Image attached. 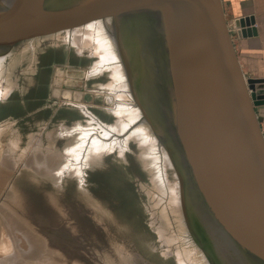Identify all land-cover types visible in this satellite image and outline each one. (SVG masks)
Returning a JSON list of instances; mask_svg holds the SVG:
<instances>
[{
  "label": "rangeland",
  "instance_id": "rangeland-1",
  "mask_svg": "<svg viewBox=\"0 0 264 264\" xmlns=\"http://www.w3.org/2000/svg\"><path fill=\"white\" fill-rule=\"evenodd\" d=\"M91 2L99 5L95 12L87 7L64 28L25 25L1 41L9 52L0 63L8 91L0 100V264H206L203 234L217 263L258 264L222 230L216 241L209 236L199 208L189 216L169 150L148 137L149 128L113 111L114 104L128 103L118 89L129 85L126 72L121 81L111 70L112 62L124 70L115 39L128 52L129 73L139 70L133 47L119 38H126L124 25L113 26L108 4ZM130 104L143 115L136 101ZM91 117L117 127L112 139L122 146L89 163L80 182L73 171L60 172L67 164L61 154L78 141L60 131Z\"/></svg>",
  "mask_w": 264,
  "mask_h": 264
},
{
  "label": "water",
  "instance_id": "water-1",
  "mask_svg": "<svg viewBox=\"0 0 264 264\" xmlns=\"http://www.w3.org/2000/svg\"><path fill=\"white\" fill-rule=\"evenodd\" d=\"M6 1L0 3V43L36 15L82 0ZM99 1L110 6L113 26L124 25L133 47L148 97L147 104L135 99L137 106L164 136L190 195L201 191L210 220L203 230L213 237L222 230L230 245L264 264V134L255 112L264 104V86L243 76L232 43L234 34L255 32L252 19H236L230 29L221 0ZM115 44L134 90L128 52Z\"/></svg>",
  "mask_w": 264,
  "mask_h": 264
},
{
  "label": "bare ground",
  "instance_id": "bare-ground-1",
  "mask_svg": "<svg viewBox=\"0 0 264 264\" xmlns=\"http://www.w3.org/2000/svg\"><path fill=\"white\" fill-rule=\"evenodd\" d=\"M92 0H90V3L87 2V0H82V1H78V2H75V3H72L66 7H63L61 9H58L56 11H52V12H49V13H42V14H38L36 15L35 17H33L32 19H30L29 21L25 22L24 24L18 26V27H15V28H21L25 25H31V24H34V25H37V28H38V31H40L39 27L41 28L42 27H45V26H50V25H53L55 24L57 27L59 28H64L68 23H70V21H72L73 19H75V17L79 16V17H82L83 15L86 14L87 12V7L88 9L93 8V12H95V8L96 7H99L98 4H93L91 2ZM98 1L99 4H104V2L102 1H99V0H95V2ZM97 2V3H98ZM104 6H106V4H104ZM108 7V6H106ZM86 8V9H85ZM110 9V7H108ZM103 9V8H102ZM99 10V9H98ZM91 11V10H90ZM88 11V12H90ZM111 11V10H110ZM98 13V12H97ZM77 17V18H79ZM11 30L13 29H7V31L10 33ZM37 31V30H36ZM37 31V32H38ZM2 33H0V39L3 38L2 34L5 33V30L3 31H0ZM98 39V38H97ZM125 41H130L129 38H123ZM103 40V39H102ZM105 40V39H104ZM99 41V39H98ZM106 41V40H105ZM108 41V40H107ZM126 41V42H127ZM103 43V42H102ZM97 44V43H96ZM104 44V43H103ZM114 44H115V40H114ZM109 46V44L107 45ZM116 46V44H115ZM104 47V45L102 46ZM110 49H112L111 46H109ZM101 48V47H100ZM99 48V49H100ZM105 48H108V47H104L103 49ZM117 48V47H116ZM118 50V48L116 49ZM111 51V50H110ZM9 52V47H3L0 43V63L2 62V58L4 56H6ZM94 52V51H93ZM107 52V50H106ZM104 53V52H103ZM118 53H119V50H118ZM108 54V53H107ZM112 54V51L111 53H109V55ZM102 55V54H100ZM119 56H120V60L122 62V65H123V60H122V57L119 53ZM106 58V57H105ZM9 59V58H8ZM113 60V59H112ZM103 62V61H102ZM107 62V61H105ZM103 64V63H102ZM113 66H112V71L114 73V76L115 77H120V80L125 78V67H124V70L122 67H118L116 65H114V62L111 63ZM2 65V64H1ZM96 65V64H95ZM110 65V64H109ZM98 65L94 66V67H97ZM107 66V65H106ZM103 67V66H102ZM101 67V68H102ZM105 67V66H104ZM2 68V66H1ZM99 68V67H98ZM93 69V68H92ZM138 69V68H137ZM100 70V69H99ZM139 70V69H138ZM89 71V70H88ZM92 72L95 71V68L94 70H91ZM97 71V70H96ZM95 71V72H96ZM124 71V72H123ZM140 72V71H139ZM139 72L135 75L136 77L138 76L139 79H138V83H137V86H136V90H132L131 87L129 88V85L126 84H122V87H120L118 89V91H121V90H124V92H118L120 95H124L126 97V99L128 100L127 102L128 103H125L127 104L126 106H122L121 103L119 104H114L113 106H115L113 108V111H115L117 114H119V116L121 117V120L122 118H124L126 115V117H133V121H136L137 123H141L142 126L147 127L149 128V130L145 129L147 131V134H149L150 136L148 137H151L153 140H154V143L158 146V147H162L161 145L159 146L158 144V141L156 139H159L161 142H163L164 146L169 150V152L171 153V155L173 156L172 152L170 151V148L168 146L167 143H165V138L164 136H157L155 134V132L152 130V128L147 124L146 122V119L144 118V115H141V113L139 112L138 108L132 104H130L131 102L133 101H136L135 99H137L139 102H143L144 104H147V101L145 99H148V97L146 98L145 97V94H144V81L142 79V77H140V74ZM89 73V72H88ZM91 73V72H90ZM123 73V75H122ZM91 74H95L94 72L91 73ZM127 77V75H126ZM137 80V79H136ZM122 81V80H121ZM4 83H0V100L3 99L4 95H6L8 93V91L6 92L7 90V86L5 84V81H3ZM125 82V81H124ZM129 82V81H128ZM120 83V81H119ZM121 84V83H120ZM108 86V85H107ZM10 91V90H9ZM113 91V90H112ZM111 91V92H112ZM134 91L135 92V96H137V98H135L134 96ZM6 92V93H5ZM112 94V93H111ZM115 94V93H114ZM137 94V95H136ZM119 96V95H118ZM98 101V100H97ZM85 115H89L87 111H85L83 109L82 111ZM145 122H144V120ZM120 120V121H121ZM119 121V122H120ZM7 123V122H6ZM5 123V124H6ZM145 123V124H144ZM8 124V123H7ZM7 126V125H6ZM1 128V127H0ZM74 129H63L60 131L61 134H62V131L64 132L63 135L64 136H69L70 134L71 135H74L76 134L77 135V143L76 145L71 148V149H67V151L64 153V154H61L63 156L66 157V162L67 164L65 165V167L63 169H59L60 172L61 171H64L66 170V172H74L75 174L78 175L79 177V180L80 182L84 181V169L86 167H88L87 165L89 163H95L96 159L98 156H102V154H106L107 152L111 151L112 149H114V147H119L121 148L122 146V143L120 140L114 138L112 139V135H116L114 132V129L117 128V127H113V125H106V124H103L102 122H98L95 118L91 117L90 120L86 123V125H83L81 122H78L74 124ZM124 128V127H123ZM3 129V128H2ZM7 129V128H6ZM99 129L101 130V132H99ZM138 130V129H137ZM6 131V130H5ZM118 132V131H117ZM119 133V132H118ZM120 134V133H119ZM62 135V136H63ZM156 135V136H155ZM117 136H119L117 134ZM109 139H106L108 138ZM70 138V137H69ZM109 140V141H108ZM149 140V139H148ZM165 141V142H164ZM123 142V141H122ZM161 144V143H160ZM155 146V147H157ZM119 148V149H120ZM123 149V148H122ZM157 150V148H155ZM62 152V151H61ZM164 152L168 158V160H170V162H174L173 159L171 158V156L167 153V151L164 149ZM174 157V156H173ZM65 172V174H66ZM57 173V172H56ZM64 174V175H65ZM68 174V173H67ZM63 176V175H62ZM58 178V177H57ZM188 184L191 186V188L193 189L194 188V183H193V176L192 175H189V178L187 180ZM185 184V183H184ZM197 189V188H196ZM182 191H183V194L185 196V193H186V196H185V200H187L188 202V207L190 209V212L189 216H193V209L196 208V212L198 213V210L201 212H203V216L201 215L200 217H204V221L205 222V226L209 225V217H207V214H206V211L204 210V206L203 205V202L201 201L202 197L199 195L201 191H195V188H194V191H192L193 195H195V200L198 198L199 199V202L200 204H198V201H197V204L194 202V199L192 200L190 197V193L187 191V187L185 185V190L182 188ZM194 207V208H192ZM199 208V209H198ZM200 214H198V217H199ZM195 216V215H194ZM188 217V216H187ZM189 218V217H188ZM193 218V217H192ZM192 220V219H191ZM203 220V219H202ZM201 220V221H202ZM193 221V220H192ZM195 221V219H194ZM202 222V223H203ZM194 223V222H193ZM197 224V223H196ZM21 226V225H20ZM198 226V225H197ZM14 228V227H13ZM17 229V228H16ZM21 229V228H20ZM19 229V230H20ZM24 229V228H23ZM6 231V230H5ZM10 231V230H9ZM24 231V230H23ZM8 232V231H7ZM12 232V231H11ZM26 236V235H25ZM34 236V235H33ZM201 236V235H200ZM36 238V237H35ZM203 240V256L205 258V261H206V264H214V261H213V257H212V252L210 250V245H209V242L207 239H205V236L203 234V236L201 237ZM39 239V238H38ZM200 240V239H199ZM218 240H220V237L218 238ZM15 241V240H14ZM39 241V240H38ZM219 242V241H218ZM202 243V242H201ZM218 244V243H217ZM42 245V244H41ZM200 245V244H199ZM202 245V246H203ZM43 246V245H42ZM218 246H220V243L218 244ZM37 250V249H36ZM14 252V251H13ZM25 253V252H24ZM3 258V257H2ZM1 258V259H2ZM5 258V257H4ZM16 258V257H15ZM2 262V261H1ZM30 264V263H29Z\"/></svg>",
  "mask_w": 264,
  "mask_h": 264
},
{
  "label": "crops",
  "instance_id": "crops-1",
  "mask_svg": "<svg viewBox=\"0 0 264 264\" xmlns=\"http://www.w3.org/2000/svg\"><path fill=\"white\" fill-rule=\"evenodd\" d=\"M221 6L227 26L232 30L236 19H252L249 28L255 32L244 38L234 34L232 43L243 76L262 80L264 86V0H221ZM255 112L264 134V104Z\"/></svg>",
  "mask_w": 264,
  "mask_h": 264
}]
</instances>
